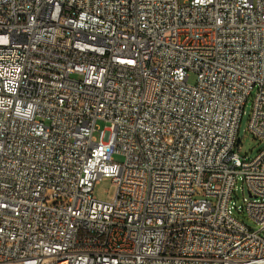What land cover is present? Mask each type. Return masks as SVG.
Listing matches in <instances>:
<instances>
[{
    "label": "built area",
    "instance_id": "2783aa9c",
    "mask_svg": "<svg viewBox=\"0 0 264 264\" xmlns=\"http://www.w3.org/2000/svg\"><path fill=\"white\" fill-rule=\"evenodd\" d=\"M249 101L262 139L264 0H0V264H264Z\"/></svg>",
    "mask_w": 264,
    "mask_h": 264
},
{
    "label": "rangeland",
    "instance_id": "374dc122",
    "mask_svg": "<svg viewBox=\"0 0 264 264\" xmlns=\"http://www.w3.org/2000/svg\"><path fill=\"white\" fill-rule=\"evenodd\" d=\"M181 2L183 0H180ZM196 81V74L191 72L189 76V82L194 83ZM251 110V102L249 101L245 107V113L243 114L242 121L240 123L239 145L235 147V151L241 156L242 159L254 158L260 150L264 148V138H256L248 132V119ZM97 125L100 128H104L106 123L104 121H98ZM114 159L117 162L122 161L121 155H115ZM115 194V187L111 178L104 177L94 187V195L98 200L111 201ZM250 199V194L246 182L241 174L238 175L237 181L234 186L233 196L230 202V209L232 214L243 221L246 225L253 230H258L259 225L253 221L247 214L245 207L246 201Z\"/></svg>",
    "mask_w": 264,
    "mask_h": 264
},
{
    "label": "water",
    "instance_id": "95a60500",
    "mask_svg": "<svg viewBox=\"0 0 264 264\" xmlns=\"http://www.w3.org/2000/svg\"><path fill=\"white\" fill-rule=\"evenodd\" d=\"M238 141H239V139H238Z\"/></svg>",
    "mask_w": 264,
    "mask_h": 264
}]
</instances>
